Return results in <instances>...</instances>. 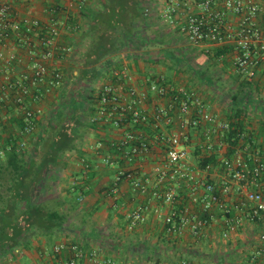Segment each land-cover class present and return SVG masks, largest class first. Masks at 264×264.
<instances>
[{
    "label": "built area",
    "instance_id": "built-area-1",
    "mask_svg": "<svg viewBox=\"0 0 264 264\" xmlns=\"http://www.w3.org/2000/svg\"><path fill=\"white\" fill-rule=\"evenodd\" d=\"M82 1V0H80ZM147 5L145 18H157L185 44L196 48L231 46L232 66L253 84L264 64V3L257 0H160ZM61 28L52 20L21 19L10 0H0V112L11 106L22 128L13 147L20 157L34 154L31 139L43 137L37 106L53 91L69 89L58 66L73 48L60 42ZM21 72L16 74V67ZM127 66L111 70L84 101L86 120L109 130L92 146L104 166L116 167L114 192L127 182L138 195L160 204L154 210L169 236H198L213 242L253 246L244 264H264V147L255 148L245 132L211 112L194 93L172 87L163 77L132 85ZM237 145L233 147V141ZM232 148L236 150L231 151ZM208 162L204 167L202 161ZM82 172L90 165L83 163ZM169 207L168 212L163 207ZM146 202L126 215L130 230L145 220ZM58 264H120L86 251L77 243H58ZM177 264H197L182 259Z\"/></svg>",
    "mask_w": 264,
    "mask_h": 264
},
{
    "label": "crops",
    "instance_id": "crops-1",
    "mask_svg": "<svg viewBox=\"0 0 264 264\" xmlns=\"http://www.w3.org/2000/svg\"><path fill=\"white\" fill-rule=\"evenodd\" d=\"M145 1L146 5H160V0ZM10 2L18 17L23 20L38 19L42 22L55 20L61 28L60 42L74 49L72 56L58 61V66L68 73L70 87L63 92L52 91L37 106L39 130L42 131L43 137L36 140L31 139L30 148H34V154L20 157V159L26 163L40 165L44 160L40 142L47 137L49 130L57 125L73 126L74 143L73 149L56 159L57 164L50 162L40 176L35 178L36 185L31 189L29 207L33 212L39 210L41 213L35 214L29 223L26 220L20 222L17 234L13 238L17 246L6 254L2 253L0 264H58L52 250L62 242L80 244L88 252L99 251L103 258L112 259L120 264H132L133 259L149 260L148 249L160 245H170L174 250H181L185 247L201 253L205 250L203 246H208L211 252L216 253L218 245L222 247L225 245L223 249L226 252L231 245H245L246 243L242 242L216 244L208 236L207 238L189 234L183 237L182 235L169 236L164 224L155 217L154 210L160 204L150 197L138 195L127 182H122L118 187V192H114L115 172L109 170L110 167H104L93 154L94 143L103 136L108 137L113 134L109 130L101 131L93 128L87 124L86 120H82V117L86 116L83 103L91 90L96 85L107 82L110 79L111 70L120 68L122 65L127 66L133 76L131 84L140 88H144V80L151 77H163L170 86L182 87L162 75H149L144 63L147 61L152 64L150 57L147 56L148 52L144 54L139 52L144 46L151 45L162 35L169 37L174 33L156 17L145 18L146 27L142 28L143 34L153 32V37L147 39L146 36L138 44L131 43L127 48L102 60L95 66L91 73L92 77H89L90 72L85 71L80 52L85 47L82 40L90 27L89 11L96 9L99 4L98 0H10ZM185 45L191 47L188 44ZM191 48L205 53H209L211 49ZM216 49L225 50L224 55L231 58L230 67L234 75L230 74L231 76L226 79L231 83L232 88L237 90L232 95L234 104L227 112H219L210 102L206 103L207 98L201 97V100L206 103L211 112L227 119L235 116L236 101H238L242 109L243 132L251 136L254 142L253 147L261 149L264 147V64L259 68L254 83L250 84L241 78L232 66L231 46L214 48ZM15 72L19 74L21 67L17 66ZM190 92L200 97V94L197 95L192 90ZM237 95H239L238 99H236ZM210 101L213 99L210 98ZM11 117L20 118L18 112H14L11 106H8L6 110H1L0 133L4 130L2 128H5L6 134L9 131L15 132V127L10 125ZM61 120L62 123H60ZM18 131L16 130V133ZM3 144L0 140V148L6 146ZM0 160L4 161V158ZM83 163L90 165L89 172L86 174L82 172ZM10 188L9 182L0 180V209L6 205V201L8 202L13 193ZM142 202H146L149 207L145 220L130 230L126 215ZM26 206L25 202H19V213L26 211ZM168 210L169 207H163V211L168 212ZM10 236L8 231L7 233L2 231L0 242L7 243ZM245 246H250V250L253 251V246L250 244ZM219 251L221 253V250ZM198 254L199 252L197 256ZM201 255L204 256V254H199ZM222 258L226 259L223 256ZM180 260L182 257H179L177 263Z\"/></svg>",
    "mask_w": 264,
    "mask_h": 264
},
{
    "label": "trees",
    "instance_id": "trees-1",
    "mask_svg": "<svg viewBox=\"0 0 264 264\" xmlns=\"http://www.w3.org/2000/svg\"><path fill=\"white\" fill-rule=\"evenodd\" d=\"M98 3L96 9L89 11L90 27L82 40L85 47L80 52L85 71L90 72L89 77H92L91 73L94 71L95 66L102 60L127 48L131 43L138 44L141 39L146 38V35L142 32L143 26L146 27V19L143 16V10L147 7L145 0H98ZM225 53V50H215V55L218 57ZM238 96H236V99H238ZM235 108V116L229 119L231 125L236 128V130L229 133V138L233 137L234 139L243 131L242 109L238 101H236ZM60 123H62V120ZM10 125L15 127V132L9 131L6 134L5 128H2L4 130L0 133V140L4 144H12L14 147L18 139L16 130L22 128L21 119L11 117ZM72 127L70 125H57L49 130L47 137L40 142L42 144V158H44L40 165L24 162L14 149L6 153L4 161L0 160V180L9 182L11 184L10 190L13 191L8 202L6 201V205L0 209V233L2 231L7 233L8 231L11 235L7 243L0 242V256L2 253L6 254L8 251H12L17 246L13 238L17 234L20 222L26 220L29 223L35 217V214L41 213L39 210L33 212L29 207L31 189L36 185L35 178L40 176L43 169L50 165V162L56 163L58 161L56 159L62 157L68 150L73 149L74 130ZM231 143L233 147L237 145L235 140ZM234 150L236 149L232 148L231 151ZM207 162V160L202 161L200 166L204 167ZM22 201L27 205L26 211L19 213L18 203ZM55 216L57 217L56 214ZM60 223L62 224L61 220ZM23 230L22 228L21 231L23 232ZM79 246L84 250L86 249L80 244ZM52 253L55 258H58L54 250H52ZM80 264H83V261ZM219 264H222V261ZM241 264H244V261Z\"/></svg>",
    "mask_w": 264,
    "mask_h": 264
},
{
    "label": "rangeland",
    "instance_id": "rangeland-1",
    "mask_svg": "<svg viewBox=\"0 0 264 264\" xmlns=\"http://www.w3.org/2000/svg\"><path fill=\"white\" fill-rule=\"evenodd\" d=\"M257 1L264 3V0ZM145 35L147 39H150L154 33L147 32ZM159 39L151 45L144 46L139 51L142 54L148 52L147 56L151 59L152 64L147 61L144 62L148 74L162 75L174 84L192 90L197 95L200 94V100L201 97L207 98L206 103L210 102L216 111L227 112L230 106L234 104L232 95L237 91L232 88L231 83L226 79L228 76L234 75L230 67L231 58L225 55L216 56L214 48H211L208 51L209 53L194 50L187 47L175 34H171L169 37L162 35ZM177 59L180 61H177ZM210 98L213 101H210ZM99 161L104 165L102 159H99ZM110 168L109 170L116 171V167ZM245 245H231L228 247L227 252L224 250L225 245H223L224 249L221 245H218L216 253L213 251L212 253L208 246H203L205 250L201 253L195 249H186L185 247L181 250H174L170 245H160L148 249L149 260L133 259L131 262L132 264H175L179 257H182V259L194 260L197 264H219L223 256L226 259H223L222 264H241L251 251L250 246ZM219 250H221V253ZM197 252L204 254V256H199V254L197 256Z\"/></svg>",
    "mask_w": 264,
    "mask_h": 264
}]
</instances>
